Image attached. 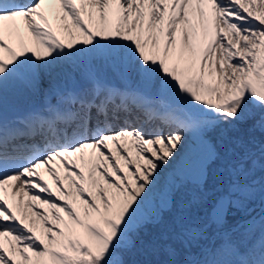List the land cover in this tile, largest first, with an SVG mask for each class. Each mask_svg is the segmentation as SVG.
<instances>
[{"label": "snow or ice", "instance_id": "1", "mask_svg": "<svg viewBox=\"0 0 264 264\" xmlns=\"http://www.w3.org/2000/svg\"><path fill=\"white\" fill-rule=\"evenodd\" d=\"M0 264H264V0H0Z\"/></svg>", "mask_w": 264, "mask_h": 264}]
</instances>
